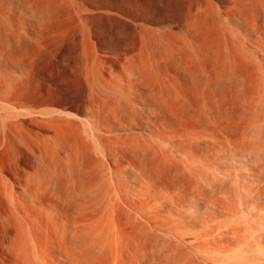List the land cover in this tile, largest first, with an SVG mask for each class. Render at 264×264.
<instances>
[{"label": "rangeland", "instance_id": "1", "mask_svg": "<svg viewBox=\"0 0 264 264\" xmlns=\"http://www.w3.org/2000/svg\"><path fill=\"white\" fill-rule=\"evenodd\" d=\"M0 3H1L0 4V101H1L0 102V264H9V263L10 264H16L15 258L11 257L12 254H11V247H10V246H12L11 244H13L15 241L17 243V240H15V239H19L18 241L20 243H17V244H19L18 245L19 250H21L20 249L21 243H23V244L25 242L27 243V244L25 243L24 245L22 244L23 245V249H22L23 252L21 250L20 254L23 253V255H24V252H26V251H28V253H29L28 249L30 247H31L30 248L31 250L29 253V257H30V254L33 253L34 251L37 252V254H38V252L42 251V249L40 250V247L38 248V246H37V249H36V246L34 245V243L36 242V237H39V235H40V231L37 230L38 227H34L35 229L32 230L33 228L28 227L29 224H27L28 222L26 220H28V216H30L32 214V212L36 213V211H37V210H35V209H37V207L34 206L35 204L33 202H31L32 198H33L32 196L35 192L34 189H37L39 185L44 186L43 182H44V184H48L50 182V187L47 188V192L45 191L46 192L45 195L48 197L47 194H48V192H50V190H51L50 188H52L54 186L52 184H55L54 182L58 181L60 174H61V176H62V173L64 175V173H65L64 170H65L66 166H67V168L70 166L68 163V162H70L69 161V153L67 152L69 150L67 148L65 149L63 147L62 148L59 147L57 144L58 141L56 142V139L54 141V138H56L55 135L57 133V132H55V130L56 131H57V129H58V131L62 130V129H65L67 131L69 130L68 132H66L65 130L64 131L66 134H68L70 132L71 135L75 134V132H76V133H78L79 136L81 135V137H84V139L82 138L83 139L82 142L84 144H86L85 142H87V144L92 145L93 148L95 146L93 144V143H95V140L97 142L96 145H98L96 147L97 149L100 147H103V148L108 147V142H105V143H107V146H106V144H104V141L106 140L105 137H107L105 130H107V128H108V126H106V125H110V123L112 122V117L109 114L110 116L107 119L105 118L104 121H102V119H104L103 117H107V116H103V114H100V113H98L97 110H94L95 109L94 107L91 108V107H89V105H87V104H90L89 103V101H90L89 97L90 96H88V95L91 92H93V90H94V91H97L101 94H104L105 96H108V94H109L108 97H111V98L113 96L112 95L110 96V94H113L114 95L113 98L116 100L117 97H115V96L117 93L116 91L118 89L114 88L115 89L114 90V89H112V87L113 86L115 87V86H117V84L118 85H120V84L116 83L117 82V81H115L116 78L115 79L113 78V82L115 81V83H113V85L111 83L112 86H109L108 82H107L108 84L106 83V85H105V83L98 82V80H95L93 85L90 86L89 84L85 83V80H84L85 79L84 75L86 74L85 70H89V72L94 71L95 73H97L98 71H99V73L102 72V74L104 76H106L105 77L106 81L109 80L111 74H113V73H114V75L116 74L115 71L116 72L122 71L121 72L122 76L125 75L127 73V72H125L126 69L130 71L131 67L127 66L128 65L127 63H125V64H127V65H125L123 62L126 61V58H128L129 56H131L130 58H133V56L137 53V50L131 49L130 51H127V52H119L118 64H115L113 59H116L115 57H116L117 51H116V49L111 48L112 42L113 43L119 42V43H123V44L127 43L128 45H132L134 43L137 44V42L135 40V36L133 34V30H134V27L132 26L133 23H136L138 25H141L145 28H149V29L154 30V31L158 30L157 32H162V33L166 32L167 29H164V28H165V25H168V22L170 21V19H169L170 11H173V13H175V14H183V13L187 12L188 10H194L196 7H201V8H205V7L210 8L211 7V9L214 10V11H211V13L215 15V17H214L215 18V67H214L215 69L214 70H215V76H216L215 79H217V81L215 80V83H214V80L212 78L213 76L209 77L210 74L207 75V72L205 71L207 69H210L207 66L209 63L208 62L206 63V61L204 64H207L205 66H207L208 68L205 67V70L202 69L203 72L198 71L196 73V75H194L195 74L194 72L196 71V69L194 68L195 70L193 71V68H190V64L193 66V63H192L193 62V56H192V61H191V54L192 53L190 51H188V49H185V48H184L185 50H183L181 52V50L183 49V47L185 45L184 46L182 45L181 46L182 48L179 47V51H180L179 53L178 52L172 53V58H174L175 60L177 59L176 62L181 63L185 67L183 69H182V65L179 63H176L174 59L171 60V62L174 60L173 64H171L170 61L164 62L161 60H159V63H156L158 61V59H157V57H154L155 55L153 54V51H152V44H145L144 45L145 50H143V52L147 51V53H148L147 55H148L149 60L154 55L153 56L154 59L152 58L150 60V61H152V60H154V61L149 63V65H151L152 69H148L150 67V66H148L147 71H150V72L154 71L155 75L153 73H150L151 76L153 77V75H154V76L158 77L160 80H162V82L164 81L163 83L165 86L168 85L165 83L168 81V78L165 77L166 73L170 72L169 73L171 75L170 78L172 79L173 75H175L177 73V71L175 72V74L173 72L175 70L180 71V69H182L183 71L178 72L177 76L176 75L174 76V77H177L176 79L175 78L172 79V81L175 80V81H173L174 85L178 84V85H176L177 87L182 85L181 89L188 87L187 89L185 88V90L183 89L184 91H186V93H190L189 89L192 86L191 87L192 88V90H191L192 94H193L195 88L197 89L199 86L202 88V85L204 86L201 89L202 90L201 93H200L201 90L199 88L197 89V91L196 90L195 91L198 94V96L199 97L202 96L203 99H205V98L207 99V97H210L208 100H206V99H205L206 101L204 100L207 104L204 103V101L201 104L200 102H201L202 98L201 97L197 98L196 97L197 95L195 92H194V94H195L194 97L196 98V101L199 104V108L201 109L203 106L204 109L202 108V110H204L206 115L210 114L212 111L213 112L215 111L214 113L213 112L211 113V115L213 114V116H211V115H209L208 117L206 116V118L208 119V122H212V120L210 121L209 118L216 117L215 118V131H213V129H212V130H209L208 132H206V134L208 133L207 134L208 136L209 135L213 136L215 134L214 135L215 136V149L214 150H215V153H217V154H215V158H213V159L209 158V160L211 162L206 157H204V158L203 157H196V160H200V162H198L199 165L196 164V168H198L197 172L198 173H200V172L204 173V174H202V176H201V173L200 174L196 173L195 174L196 176H194L195 172L190 171V176H189L190 178L188 176H185L184 180H182V178H178V179H175V181H174V179H173V181H171L170 178H166L163 180L164 182L161 181L162 183L152 181L151 185L150 184L147 185V188L149 186L150 190H147L146 185L144 186L145 188L142 189L143 192L140 190L141 194L145 192V194H144L145 196H141V197H142V200L144 199L146 201V204H148L145 211L147 213H152L151 215L160 216L161 221H163L164 223H168V224H165L166 226L165 225L164 226L165 227L170 226L169 229L170 228L173 229V233L176 236L175 239L172 238L171 236H169L171 241L170 240L166 241L165 239H167L168 236L162 238V236L159 237L156 233L155 234L153 233L152 234L153 237H152V235H150L151 240L150 239L149 240H150V244L152 246L150 248V244H149V248L152 249L151 251H153L152 256L153 257L155 256L154 259L155 258L156 259L161 258V256H160L161 254H162L163 259L166 258V259H164V261L162 260L163 264H165V262H166V264H169V262L171 264H172V262H173V264H178V263L179 264H188V263L189 264H212V263L213 264H234V263L238 264V262L236 260H238L239 256L241 258H243V262L246 261L245 260L246 257L248 258V259L246 258L248 261H246L244 263L241 262V260H242L241 258H240L241 259L240 261L238 260L239 262H241L243 264H247V263L248 264H252V263L254 264V262H255V264H257L258 261L259 262L262 261L263 258H261V257H264V251H262L263 254L261 255L260 254L261 251L258 250L260 253H257L256 250L258 249L257 247H258L259 242H260L259 243L260 245L261 244L263 245V246L261 245V248L264 247V244H263L264 240H263V242L258 241L259 239L257 236L260 235V233L256 234L255 230L258 226L260 219H262L264 216V199H263V197H264V186H263L264 185V162H263L264 156H262V155H264L262 153V152H264V150H263L264 149L263 148L264 147V145H263L264 144V142H263L264 141V139H263V137H264L263 136L264 135V133H263L264 132V125H263L264 124V122H263L264 121V0H19V1L18 0H0ZM133 19H134V21H133ZM157 22H160V23L156 24ZM172 22L173 23H171L170 30H172L173 33L178 34V32L179 33L184 32L183 22L180 21L181 24H180V22H176V25L174 23L175 21H172ZM175 39H172V40H175ZM178 39H176V40H178ZM181 40L182 39L180 38L178 40L179 42L177 41L178 43L176 41H171V45L174 46V47L173 46L172 47L173 48H175L176 46L178 47V44H180V43L182 44V42L186 43V41H187L186 44H188L189 40L186 39V40H183L182 42H180ZM173 42H175V43H173ZM149 49H151V50H149ZM151 53H152V55L150 56ZM143 54H145V53H143ZM179 54H181V57ZM178 55H179V57L176 58V56H178ZM186 55H187V57L185 58ZM183 56H184V59H182ZM188 56H190V57H188ZM223 57L227 60H225ZM189 60L191 61L190 64H188V62H190ZM100 61H101V63H100ZM90 62H92V63H90ZM102 62H104V63H102ZM153 62H155V63H153ZM165 63H167V64L164 65ZM152 64L155 65L156 67H154ZM161 64H163V66H160ZM231 64L233 66H231ZM119 65L121 67H119ZM122 65L124 67H122ZM164 66H165L166 70H165V68H163ZM193 67H195V66H193ZM122 68H124L125 71ZM156 68H158V69H156ZM170 68H171V70H170ZM178 68H180V69H178ZM163 69H164V71H163ZM185 69H188L187 71H192L193 73L189 72V75H188V73H186L187 71H185ZM190 69H192V70H190ZM157 70H158V72H157ZM223 70L225 72L224 76L222 75L224 73ZM164 72H165V74H164ZM80 73L82 74V76L80 75ZM128 73L126 75H128ZM162 73H163V75H162ZM180 73H182V74H180ZM198 73H200V74L202 73L201 74L202 76ZM118 74H120V73L118 72ZM186 74L189 77L193 74L192 79L191 80L187 79L188 77L183 79V76L186 77ZM204 74L206 76V80H204L203 81L204 83H203L200 79H203L205 77ZM218 74L220 77L218 76ZM160 75H162V77H160ZM181 75H183V76H181ZM226 75L231 76L233 79L231 77H227ZM178 76L182 77L181 78V79H183L182 81L186 80V83L181 82L180 81L181 79ZM221 76L224 77V79ZM80 77L82 78L83 81L81 80ZM125 77L127 78V76H123L122 79L124 78V80H126ZM207 77H209V79H207ZM238 77L241 79H239ZM195 78H196V80H194ZM226 78H228V79H226ZM171 79L169 82H171ZM178 79H180L179 81L181 83L178 82ZM230 79L232 81H230ZM124 80H121V82H122V83L120 82L121 86H117L119 88V91H120L121 87L124 88L126 86L125 83L123 82ZM188 80H189V82H188ZM208 80H209V82H208ZM210 80H213V81L211 82ZM235 80H237V81H235ZM190 81H191L192 85H191ZM200 81L202 82L201 84H200ZM238 81H239V83H238ZM175 82H178V83H175ZM193 82H194V84H193ZM183 83H185V84H183ZM210 83H212L211 86H209ZM218 83H220L221 85ZM170 85L172 88L171 89L172 93H173V90L175 91V89H178L177 87L175 88L174 85L172 86V82L167 87H169ZM193 85L195 87H193ZM197 85H199V86H197ZM212 85H214V87H216L215 85H218V86L216 88H214V87H212ZM239 86H241L240 89H239ZM102 88H103V90H102ZM106 88H107V90H106ZM205 88L206 89L208 88V89L206 90ZM211 88H213L214 90L212 91ZM236 88H238L237 92H236ZM169 89H170V87H169ZM125 90L127 91L126 87H125ZM125 90H124V92H125ZM87 91H89V92H87ZM113 91H115V94ZM141 92H143L145 94L147 93V91H145L144 89L141 90ZM232 92H233V94H232ZM251 93H253L252 94L253 96L251 95ZM208 94L209 95L211 94V96H209ZM254 94H255V96H254ZM222 97L223 98L227 97V98L223 99ZM238 97H240V99H242V100L238 99ZM250 98H252V100H249ZM254 98L256 101H254ZM258 98H259V101L257 102ZM221 99H223V101ZM232 99L234 100V102H232L233 101ZM246 99H247V101H246ZM210 100L214 102V103L213 102L212 103L215 104V107L212 105V103H210ZM238 100H239V102H237ZM245 101L247 103H245ZM240 102H242V103L240 104ZM248 102H250V103H248ZM255 102H257V103H255ZM208 103H210V104L208 105ZM200 104L202 105L201 107H200ZM204 104H206L205 105L206 109L204 107ZM219 104H220V106H219ZM238 104H239V106H238ZM255 105H256V107H255ZM139 106L140 105H137L135 107L136 110L138 108V111L143 109L142 106H140V107ZM208 107H209L210 111L207 109ZM220 107H221V109H220ZM222 107H223V109L225 107V109L222 110ZM90 108L93 109V111L90 110ZM247 108H248V113H247ZM25 109H27V111H25ZM241 109H242V111H241ZM250 109L252 112L250 111ZM252 109H254V110H252ZM21 110H23V111H21ZM196 110H197V108H196ZM230 110H232V111H230ZM86 111H88L87 114H86ZM90 111H91V114H90ZM26 112H28L29 114L31 112L32 116ZM37 112L41 113V115H43V116L38 115ZM237 112L239 115L237 114ZM241 112L243 115L241 114ZM50 113H53V114H50ZM64 113H67L70 116L67 117L68 115L67 114L63 115ZM73 114L76 115L77 118L73 117ZM99 114L101 116H103L101 120L100 119L98 120V118H101V117H98V116H100ZM214 114H216L217 116ZM222 115H224V116H222ZM247 115H248L249 120L246 119ZM86 116H88L87 119H86ZM238 116H241V117H238ZM223 117L224 118L226 117L227 120L224 119ZM80 118H82V120ZM233 118L234 119L237 118V120H235L236 122H238L239 118H240V120L236 124V122L234 121ZM223 119L229 123L223 121ZM216 120H217V122H216ZM232 120H233V123L230 122ZM256 120L258 121V124H259V125L255 124L258 126L257 127L258 133H257V128L254 126V123H257ZM80 121H81V123H80ZM105 121H107V123H109V122L110 123L107 124ZM241 121H243V122H241ZM246 121H248V122L246 123ZM249 121H250V123L252 121L253 125L249 124ZM253 121H255V122H253ZM259 121L260 122L262 121L261 122L262 124ZM49 122H50V124H49ZM86 122H88V123L92 122V124H90V123L88 124L89 128H88V126L86 128V125H87ZM94 122H95V124H94ZM104 122H105V124H104ZM244 122H245V124H242ZM83 123H85V124H83ZM223 123H225V126H223L224 125ZM48 124L50 125V127ZM74 124H75V126H74ZM207 124L209 125V123H207ZM211 124L209 125L210 129L213 126V124H212V126H211ZM226 124H228V125L231 124L229 127H232L231 128L232 130L230 128L228 129V125L226 126ZM99 125H101V126H99ZM251 125L253 126L252 127L253 129H251V128L249 129V127ZM104 126H105V128H104ZM219 126H220V128H219ZM54 127L56 129H51ZM73 127L74 128L76 127V128L73 129ZM241 127L243 129H241ZM244 128L247 131L244 130ZM260 128H261V130L259 131ZM97 129L101 133L98 132ZM216 129H218V130H216ZM238 129H241L242 131H244V133L245 132L246 133L244 134L243 132H241V130H238ZM248 129L250 131L252 130L255 134L253 132L249 133L250 131ZM78 130H79V132H81V134L78 132ZM229 130H231V131L229 132ZM71 131H73V132H71ZM90 131H91V133H90ZM210 131H211V134H210ZM85 132H88V134ZM238 132H241V134L243 133L242 136ZM89 133H90L91 137L88 136ZM229 133H231L232 135ZM104 134H106V135H104ZM238 134H240V135H238ZM250 134H254V135H250ZM256 134L258 136H256ZM47 135H49L50 137ZM71 135L69 134L70 139H71ZM53 136H55V137H53ZM85 136H87L88 138H86ZM254 136L256 137V139L254 138ZM47 137H49V138H47ZM93 137H94V142H91ZM251 137L254 138V140H256L257 142L254 140L251 141V139H252ZM89 138L91 140H89ZM102 138L104 141L100 145V143L102 142L101 141ZM237 138L243 142L239 141ZM247 138L249 141H247ZM260 138H262V141ZM41 139H43V141L45 143ZM70 139H69V141H70ZM233 139H235V140H233ZM208 141H209V139H208ZM51 142H53V143H51ZM239 142H241V143H239ZM252 143H253V146L251 145ZM87 144H86V146H87ZM235 144L238 146V149H237V146ZM238 144H240V145H238ZM46 145H48V146H46ZM90 145H89V148H92ZM243 145L246 147V148L244 147L245 149L243 148ZM162 146L163 145H161L160 147L157 146L159 148H157V147L156 148L159 151L164 150L163 151L164 153L163 152L162 153L165 154V152H166V155H165L166 157H168V156L172 157L173 152H171L170 148H168L169 146L165 147V145H164L163 148H161ZM219 146H220V149H219ZM224 146H225V148H224ZM258 146H261V148L259 147V149H258ZM248 147H250V148H248ZM254 147L255 148L257 147V149L255 150ZM59 148L62 149V150L60 149L61 152H60ZM96 148H95V150H96ZM251 148H254V149H252V151L254 153L251 152ZM168 149H169L171 154L169 153V151L168 152L166 151ZM239 149H241V150H239ZM179 150L181 152L184 151L182 148ZM221 150H223V151H221ZM98 151H99V149H98ZM248 151H250L251 153ZM89 152H91V154L89 153V155H91V156H89V162L90 163H93L92 162L93 159L96 160V159L100 158L99 154H98V156H96L97 152L93 151L95 154V157L92 156L93 155L92 151H89ZM240 152H243V154H241ZM36 153L39 155H37ZM244 153H245V155H244ZM45 154H46V156H45ZM47 154H48V156H47ZM49 154H50V156H49ZM55 154L58 156H56ZM63 154H67L68 156L63 155ZM239 154H241V156ZM254 154H256V157ZM260 154H262L261 155L262 157L260 156ZM178 155L174 154L173 155L174 157L172 159L170 157L167 159H170V161H175L174 162L175 164L177 161L176 165L178 167L179 166L183 167V165L181 163H183L182 161L185 159L183 157L181 158L180 155H179L180 156V158H179ZM176 156H178V157H176ZM234 156L236 158H239V159L234 158ZM42 157H44V158H42ZM241 157H244L246 159L241 158ZM58 158H59V160H58ZM60 158L62 159V162L65 159H67V160H65V162L62 163ZM90 158H91V161H90ZM223 158H225V159L222 160ZM201 161H203L202 162L203 164L201 163ZM89 162H88V164H89L90 169H91V166L95 163V161L92 165H90ZM97 162L98 161H96V164H97ZM252 162H253V164H252ZM96 164L93 167L99 168L100 164L98 166ZM86 165H83L81 167V171H83V173H85V171H86L85 168L89 167L88 165L87 166ZM105 165L108 169H110V166L108 163L105 162ZM215 165H216V167H214ZM54 166H55V168H57V167L59 168L60 174L57 173L58 168L56 170H55V168H51ZM106 167H105V169H103L104 168L103 163H102V168L100 165L102 172H105V173H103L104 176H102V174H100V175L104 178L107 177V178L102 179V180H104L106 183L105 189L108 187V189H106L108 192L106 190L105 191L109 195H107L106 192L104 193V194H106L105 195L106 197L101 202V204L99 203V206L103 210V207H105L103 205V203H104V201H107L106 205H108L110 203L109 209L111 210V208H112L113 210H115L114 207H115V204L117 203V201L119 200V197H118L117 190L115 189L116 186L114 187V185L116 184L117 180H119V181L121 180V182H117V185L120 186V184H121V187L124 185L123 188H126L127 186L130 187V183H128V185H127L126 182H129V181L125 177H124V179H125V183H124V181L122 180L123 178L120 176V173L122 171H119V173L115 172L116 175L118 173V175L116 176V175H112L108 171L106 172V170H107ZM50 168H51V170L52 169L53 170L52 171L49 170ZM62 168H63V170H62ZM100 168H99V171H100ZM205 168L208 169V171ZM214 168L215 169L217 168V169L215 170ZM260 168H263V169H260ZM90 169L87 170L86 172L88 173L90 171ZM97 169L95 168V170H97ZM48 170H49V173H48ZM69 170H70V168H68V170L66 169V172L69 173ZM91 170H93V169H91ZM103 170H105V171H103ZM30 171H31V173H30ZM99 171L97 170L96 173L98 174ZM209 171L211 173H208ZM24 172H26L28 174H26ZM91 172L92 171H90L88 174L90 176L94 177L95 173L92 174ZM223 172H224V174H223ZM107 173H109V174H107ZM57 174H59V175H57ZM65 174H67V173H65ZM187 174H189V171ZM192 174H193V177H192ZM197 174H198V176H200L199 179H201V180H197V178H198ZM205 174H206V176H205ZM108 175H110V176H108ZM26 176H27V179H26ZM112 176H115L114 179H116V177L118 178V176H120L121 179L118 178L116 181H114ZM209 176L214 180H211V178H209ZM54 177L57 180L54 179ZM62 177H65V176H62ZM66 177L68 179L64 178L65 182H67L70 179L69 178L70 173L68 175H66ZM98 177L99 176H97L95 178H98ZM186 177H188L189 179H187ZM191 177H192V179H191ZM194 177H196V178H194ZM52 178H53V180H52ZM108 179H110V182L108 181ZM186 179L189 181L188 184H187ZM202 179H203V181H205V183L202 182ZM221 179L224 180L225 182L221 181ZM41 180L43 182H41ZM215 180H218V182L217 181L215 182ZM64 181H62V183H64ZM98 181H100V180H98ZM236 181H237V183H236ZM170 182H173V183H170ZM253 183H254V185L257 184V186L254 187ZM258 183H260L259 184L260 186L258 185ZM110 184L113 187L110 186ZM213 184H215V186H213ZM35 185H36V188H35ZM48 185H47V187H48ZM42 186H41V188L46 189V187L44 188ZM184 187H185V189H184ZM192 187H194L195 189H196V187H199V188H197V190H199V191L195 190L197 192L196 193L194 191V188H192ZM202 187L204 190L201 189ZM226 188H228V189H226ZM241 188H243V189H241ZM48 189H50V190H48ZM69 190H70V188H69ZM113 190L116 193V194L114 193L116 198L114 195L110 194L111 191H113ZM234 190L238 191V193L237 192L236 193L239 195H237L234 192ZM243 190L245 192H246V190H248V192L244 193ZM71 191H72V189H71ZM75 191L76 190L73 191L75 196L77 195L76 196L77 199H75L76 200L75 204L82 205V203H80L81 200H80V197L78 195V192L76 191V193H77L76 194ZM225 191L227 193H224ZM232 191L234 193H232ZM198 192H200V193H198ZM207 192H208V195H207ZM209 193H210V195H209ZM221 193L223 194V196ZM49 194H50V196L52 195L51 193H49ZM242 194H243V196H242ZM110 195H111V197L114 196L113 201L111 200L112 198L110 197ZM205 195H207V196H205ZM235 195L239 198H237ZM50 196L48 197L50 199V202H52L53 200H54V202L49 203V204H51V206L56 204V205H54V206H56V211L53 213L51 210L49 211V209L47 207H45L43 209L45 211H41V212H43L44 214L53 213L55 215L57 213L60 214L61 212H64L62 210H59V209H61V207L58 206L57 202L55 203V199L52 200V198L54 196L52 198ZM191 197H192V199H191ZM209 197H211V198L213 197L214 199H211V201H210ZM222 197L224 198V200ZM232 197L236 198V199L235 198L234 199L236 200V202H239L238 203L239 205L235 202V200H233ZM242 198L244 201H242ZM248 198H249V200H248ZM59 199L64 201V198H62V197H59ZM16 200H17V203H16ZM108 200H109V203H108ZM212 200L214 203L212 202ZM238 200H240V201H238ZM211 202L214 204V208H213V211H211L212 212L211 214L205 215L204 214L205 211L200 212V211H196L195 209H193V206L196 203H199V205L201 206L203 204H210ZM111 204H112V207H111ZM19 205L21 208L18 207ZM77 205L72 206V208L74 207V209H72L73 213L78 212V211H76L78 209ZM223 206H224V208H223ZM29 207L31 210H33L35 208L34 209L35 211H30ZM75 207H77L76 210H75ZM108 207H106V209H104L105 211L103 210V212L106 213L108 211L107 210ZM57 209L59 210V212L57 211ZM11 210H13V212ZM209 211L210 210H207L206 212H209ZM108 212H111V211H108ZM197 212L199 213V216H198ZM28 213H29V215H25ZM192 213H193V215H191ZM10 214L12 215L13 218H11ZM61 214H63V213H61ZM5 216H7V217L9 216V217L6 218ZM17 216L21 219L19 220V218H15ZM191 216H193V217H191ZM24 217H27V218H24ZM257 217H259V218H257ZM252 218L254 219L253 222H251L253 220ZM9 219H10V221H9ZM257 219H258V221H257ZM8 221H9V223H8ZM240 221H241V223H240ZM11 223H14V224H11ZM24 223H25V225H24ZM253 223H256L257 225L253 224ZM252 225H254L255 227ZM25 226L27 227V229L25 228ZM19 227H22V230ZM25 229H26V232H25ZM17 230L18 231L20 230V231L17 232ZM14 231H15V234H14ZM34 231H36V232H34ZM232 231H234V232H232ZM38 232H39L38 236L34 235V234H37ZM16 233H18V234L22 233V234H19L20 235L19 236ZM25 233L28 236L25 235ZM183 233L185 235H183ZM201 233H202V235H201ZM244 233L246 234L245 236L243 235ZM248 233H249L248 236L251 238L253 235H255L256 237L253 236L255 239L254 238H252V239L248 238V236H247ZM250 233L252 236L250 235ZM232 234H233V236H232ZM21 235L23 237L26 236V238H23ZM225 236H227L228 239ZM234 236L235 237L238 236V237H236L237 239L233 238ZM8 237H9V239H8ZM10 237H12V239ZM154 237H156V238H154ZM157 237L159 239H157ZM169 237H168V239H169ZM204 237L207 239H205ZM229 237L231 239H229ZM242 237H246V238H242ZM33 238H34L35 242L33 241ZM39 238H41V237H39ZM26 239H27V241H26ZM176 239H178V240H176ZM188 239H190V240H188ZM234 239H235V241H233ZM23 240H24V242H23ZM245 240L247 241L246 243H244ZM29 241H31L32 243ZM168 241L172 246L168 243ZM240 241H241V243L243 242L244 245L241 244ZM254 242H256L257 247H256V244ZM178 243H180V244L176 245ZM253 243H254V245H253ZM161 244H162V247H160ZM237 244H240V245H238L239 246L238 249H240V250H237ZM156 245H157V247H156ZM183 245H184V247H183ZM225 246H227V247H225ZM241 246H243V247H241ZM249 246L252 249H250ZM251 246H253V247H251ZM26 247H27V249H26ZM4 248H6V250ZM21 248H22V246H21ZM32 248H34V251H32L33 250ZM172 248L174 249V251ZM197 248H198V250H197ZM208 248L210 250H208ZM247 248L250 250H248ZM253 248H255L256 250L255 249L253 250ZM261 248H259V249H261ZM168 249H171V250H168ZM231 249H233V250H231ZM234 249L237 250L238 252L235 251ZM7 250H9L10 252ZM37 250H40V251H37ZM157 250H159V251H157ZM177 250H178V253H177ZM181 250H182V252H181ZM252 250L255 251V253ZM261 250H264V248H262ZM167 251H170L171 254L168 252V254H166V257H165V253H167ZM190 251L192 252L193 256H191ZM233 251L238 253V254H236L237 256L239 254H242V255H239L237 257V256H235V254H233ZM241 251H243V252L245 251L246 253L243 255V252H241ZM195 253L196 254L198 253L199 255L198 254L197 255L199 257ZM157 254L159 257H157ZM224 254H226V255H224ZM252 254H254V255H252ZM256 254L257 255L260 254L261 256L259 255V257H258ZM38 255H39V257L41 256L40 258L43 260L47 256L43 253H41V255L39 253ZM178 255H179V257H178ZM43 256H45V257L43 258ZM233 256L235 259L237 257V259L236 260L233 259ZM256 256L258 257L259 260H257ZM32 257H33V260L36 261L34 256H32V254H31V258ZM170 257H172V258H170ZM169 258L171 261L173 259V261L171 262L169 260ZM183 258H184V260H183ZM190 258H191V260H190ZM193 258H195L196 260L195 259L193 260ZM19 259L22 260L21 257ZM24 259H26V258H24V256H23V260ZM185 259H187V260H185ZM254 259H255V261H254ZM21 260H19V261L21 262ZM30 260H32V259H30ZM209 260H211V261L209 262ZM26 261L28 263V260H26ZM34 261L32 263L35 264L36 262H34ZM51 261H52L51 262L52 264H57L55 262V259L51 260ZM183 261H185V262H183ZM193 261L194 262L198 261V262L194 263ZM23 262L26 263L25 260ZM258 264H263V263L261 262Z\"/></svg>", "mask_w": 264, "mask_h": 264}, {"label": "bare ground", "instance_id": "2", "mask_svg": "<svg viewBox=\"0 0 264 264\" xmlns=\"http://www.w3.org/2000/svg\"><path fill=\"white\" fill-rule=\"evenodd\" d=\"M19 1V0H18ZM24 2V1H23ZM18 3V2H17ZM1 4V3H0ZM20 4V3H19ZM210 4V3H209ZM212 4V3H211ZM3 5V4H2ZM23 5V4H22ZM5 6V5H4ZM214 9V8H213ZM211 11H214L208 7H205V8H201V7H196L194 10H188L187 12L183 13V14H175L173 13V11H170V14H169V19L170 21L168 22V25H165V28L164 29H167L166 32H157L156 30H151L149 28H145L141 25H138L136 23H133V27H134V30H133V34L135 36V40L137 42L132 44V45H128L127 43L123 44V43H119V42H112L111 44V48H114L116 49L117 53H116V59H113L115 64H118V55H119V52H127V51H130L131 49H134V50H137V53L133 56V58H130L131 56H129L128 58H126V61H124L123 63H127L125 65L127 66H130V71L124 68V71L125 72H129L128 75H123V76H127L126 80H124V78L122 79V74L120 71H115V75L114 73L110 75V78L108 81H106L105 77L102 72L99 73V71L97 73H95L94 71L92 72H89V70H85L86 71V74L84 75L85 77V83L89 84L90 86L93 85L94 81L95 80H98V82H103L106 83L109 85V86H112L113 83H115V81H117L116 83H119L120 85L117 84V86H121V80H124L123 82L125 83V87L127 89V91L125 90V87H121L120 88V91H119V88L117 86H113L112 89H118L116 92V100L113 98L114 95L113 94H110V96L112 95L113 97H108V96H105L104 94H101L97 91H94L91 92L88 96L90 101L89 103L90 104H87L89 105V107L91 108H95L94 110H97L98 113L100 114H103V116H107V117H103L101 116H98V117H101V118H98V120L102 119V117L104 119H102V121L105 120V118L107 119L110 115L112 117V122L110 123V125H106L108 126L107 130H105L104 132L107 134V137L106 140L104 141L103 138H102V142L100 143V145L103 143L104 141V144H106L107 146V143L105 142H108V147H100L98 149L96 148L98 145L96 140H95V143H93L94 145V148L92 147V145L90 144H87V142H85L87 144H84L82 142V140L84 139V137H81V135L79 136L78 133L75 132V134L71 135V133L69 132L68 134L65 133L68 132L67 130L65 129H62V130H59L57 129V131L55 130L56 133V138H54V141L56 139V142L58 141V146L59 147H63V148H67L69 151H67L69 153V167L70 170H69V173H70V179L65 182L64 178L68 179L66 177V175H68L69 173L66 172V169L68 170L67 166L64 170L65 174L63 175L62 173V176H65V177H62L61 174H60V171H59V166L57 167L58 168V172L60 174L59 178H58V181L57 182H54L55 184H52L54 185L52 188L48 189L50 190V192H48V197L50 196L49 193H51L52 195L50 196L53 199H55V203L57 202L58 203V206L61 207V209L59 210H62L64 212H61L63 214H53L55 211H56V204L52 205L49 204V203H52L54 202V200L52 202H50V199L45 195V193L47 192V188L50 187V182L48 184H44V182L41 180V182H43V185L42 187H46V189H43L41 188V186L37 189H34V194H33V198H32V201L37 207V209H34L37 210L36 213L32 212V214L30 216H28V220H26L29 224L28 227H31L33 228L32 230H34L35 228L34 227H38L37 230L40 231V235L39 237H36V242L34 241V238H33V241L35 242L34 245L36 246V249H37V246L38 248L40 247V250L42 249L41 252H38V254L40 253H43L45 255H47L46 257L43 256V258L45 257V259H41L39 257V255L37 254V252L34 251V248H32L34 251L32 254V256H34L35 260H33V257L31 258V254H30V257H29V253H30V248L28 249L29 250V253L28 251L24 252V255L23 253H21V250L23 249V245L26 243H21L20 244V249L19 250V244L17 243H20L18 240L19 239H15L17 240V243L16 241L11 244L12 246L11 247V254L12 256L11 257H14L15 258V261H16V264H34L32 263L33 261L36 262L35 264H52L51 260H54L55 259V262L57 264H163V261L164 259L166 258H162V254L160 255L161 258H155L152 256V253L153 251H151L152 249L151 248V244H150V235H152L153 233L157 234L159 237L162 236L163 237H169L171 236L172 238H176V236L174 235L173 233V229H169L170 226L168 227H165L166 225L165 224H168V223H164L163 221H161L160 219V216L158 215H151L152 213H147L145 211L146 207L148 204H146V201L143 199L142 200V197L141 196H145V192L144 193H140V190L142 191L143 188H145L144 186L146 185V188H147V185H151L152 181H155V182H158L160 183L161 181H163L164 179L166 178H170L171 181H175V179H178V178H182V180H184L185 176H190V171L192 172H195L194 173V176H196L195 174L198 173L197 172V169L196 168V164L199 165L198 162H200V160H196V157H206L208 158H215V134L213 136H208L206 134V132H208L209 130H212L215 131V118L216 117H213V118H209L210 121L212 120V122H208V119L206 118V116L208 117L209 115H211V112L210 114H205L204 110H202L203 106L201 105L203 103V101L206 99H203L202 96H200L202 98L201 100V104H200V107L202 106V108L200 109L199 108V104L198 102L196 101V98L194 97L195 94L194 92L196 93L197 89L199 88L200 90L204 87L202 85V88L199 86L197 89L195 88L193 94L191 93V90H192V86L190 87V93H186L185 88L181 89L182 85L181 86H176L174 85L173 80L172 79H176L177 77H174L175 75L177 76V73L178 72H181L183 71L182 69L185 68L181 63L179 62H176L177 59L175 60L174 58H172V53L174 52H180L179 51V47H181L182 45L184 46L183 49L181 50V52L185 49H188V51H190L192 54H191V61H192V56H193V67L190 63L188 62V64H190V68H193V71L196 69V71L194 72L196 75V73L198 71H202V69L205 70V67H209L210 69H207L205 70L207 72V75L210 74L209 77L213 76V80H214V83H215V80L217 81L216 76H215V15L211 13ZM214 15V16H213ZM134 21V19H133ZM172 21H175V25H176V22H183L184 24V32H178V34L176 33H173L172 30H170V27H171V23H173ZM180 22V24H181ZM160 22H157L156 24H159ZM181 28V27H180ZM182 31V30H181ZM182 39L180 42H182L183 40H189L188 41V44L187 41L186 43H183L182 44H178V47L176 48H173L174 46L171 45V41H178L176 39ZM172 39H175V40H172ZM179 42V41H178ZM177 42V43H178ZM175 43V42H173ZM172 43V44H173ZM145 44H152V51H153V55L154 57H157L158 61L156 63H159V60L161 61H164V62H171L172 59L175 60L176 63H179L182 65V69L179 70H175L173 73L175 74V72L177 71V73L175 75H173L172 79L170 78L171 75L167 72L165 77L168 78V81L165 82L166 84H171L172 82V86L174 85L175 88L177 87L178 89H175V91L173 90V93L171 92V85L169 87H167L168 85H164V81L162 82V80H160L158 77L154 76L155 75V72L152 71H147V68L148 66H150L148 69H152L151 68V65H149L150 62L154 61H150L152 58L154 59V57L152 56V58L149 60L148 59V53L147 51L143 52L144 49V45ZM154 45V46H153ZM176 45V44H175ZM180 45V46H179ZM150 46V45H149ZM148 46V47H149ZM173 46V47H172ZM182 48V47H181ZM185 48V49H184ZM151 50V49H149ZM134 52V51H133ZM149 52V51H148ZM145 53V54H143ZM187 53V52H186ZM188 54V53H187ZM190 54V53H189ZM145 55V56H144ZM152 55V53L150 54V56ZM176 55V54H175ZM180 57H181V54H179ZM176 56L177 57H179ZM187 57V55L185 56V58ZM190 57V56H188ZM124 58V57H123ZM130 58V59H129ZM224 58V57H223ZM128 59V60H127ZM184 59V56L183 58ZM188 59V58H187ZM186 59V60H187ZM225 59V58H224ZM99 60V59H98ZM102 60V59H101ZM173 60V61H174ZM227 60V59H225ZM231 60V59H230ZM149 61V62H148ZM173 61L171 62V64H173ZM179 61V60H178ZM206 61V63L208 62L209 64H204ZM240 61V60H239ZM93 62V61H92ZM90 62V63H92ZM121 62V61H120ZM163 62V63H164ZM226 62V61H225ZM241 62V61H240ZM84 63V62H83ZM101 63V61H100ZM104 63V62H102ZM122 63V62H121ZM120 63V64H121ZM122 63V64H123ZM155 63V62H153ZM228 63V62H227ZM167 63H165L164 65H166ZM229 64V63H228ZM246 64V63H245ZM85 65V64H84ZM153 65V64H152ZM185 65V64H184ZM207 65V66H205ZM108 66V65H107ZM106 66V67H107ZM154 67H156L155 65H153ZM160 66H163V64H161ZM173 66V65H172ZM177 66V65H176ZM175 66V67H176ZM186 66V65H185ZM189 66V65H188ZM231 66H233L231 64ZM85 67V66H84ZM102 67V66H101ZM109 67V66H108ZM119 67H121L119 65ZM122 67H124L122 65ZM167 67V66H166ZM207 67V68H208ZM229 67V66H228ZM239 67V66H238ZM128 68V67H127ZM161 68V67H160ZM165 68V66L163 67ZM168 68V67H167ZM195 68V69H194ZM225 68V67H224ZM232 68V67H231ZM89 69V68H88ZM97 69V68H96ZM111 69V68H110ZM158 69V68H156ZM155 70V69H154ZM166 70V68H165ZM168 70V69H167ZM171 70V68H170ZM169 70V71H170ZM188 69H185V71H187ZM192 70V69H190ZM226 70V69H225ZM229 70V69H228ZM84 71V70H83ZM84 71V72H85ZM160 71V70H159ZM164 71V69H163ZM227 71V70H226ZM232 71V70H231ZM94 72V73H93ZM118 72L120 74H118ZM158 72V70H157ZM162 72V71H161ZM172 72V71H171ZM189 72L191 73L192 71H187L186 73H188L189 75ZM224 72V70H223ZM150 73H153V77L151 76ZM193 73V72H192ZM205 73V72H204ZM220 73V72H219ZM233 73V72H232ZM108 74V73H107ZM165 74V72H164ZM168 74V75H167ZM172 74V73H171ZM182 74V73H180ZM200 74V73H198ZM202 74V73H201ZM200 74V75H201ZM206 74V73H205ZM204 74V76H205ZM225 72L222 74L224 76ZM230 74V73H229ZM80 75L82 76V74L80 73ZM163 75V73H162ZM162 75H160V77H162ZM179 75V74H178ZM193 75V74H192ZM187 76L186 74V77L183 76V79L187 78V79H192L193 76ZM217 75V74H216ZM202 76V75H201ZM219 76V74H218ZM227 77H231L229 75H226ZM108 77V76H107ZM180 77V76H178ZM196 77V76H195ZM209 77H207V79H209ZM220 77V76H219ZM222 77V76H221ZM234 77V76H233ZM236 77V76H235ZM81 78V77H80ZM113 78L115 79V81L113 82ZM171 79V82L170 79ZM182 77H180L181 79ZM218 78V77H217ZM224 79V77H222ZM221 78V79H222ZM232 78V77H231ZM239 78V77H238ZM237 78V79H238ZM79 79V78H78ZM165 79V78H164ZM178 79V82L181 83V82H185L186 83V80L185 81H182L183 79ZM211 79V78H210ZM220 79V78H219ZM228 79V78H226ZM233 79V78H232ZM241 79V78H239ZM243 79V78H242ZM80 80V79H79ZM82 80V78H81ZM181 82H180V81ZM196 80V78L194 79ZM199 80V79H198ZM202 82L204 80H206V76L203 78V79H200ZM213 80H210L211 82ZM83 81V80H82ZM200 81V84L202 83ZM230 81H232L230 79ZM237 81V80H235ZM121 82V83H120ZM178 82H175V83H178ZM189 82V80H188ZM187 82V83H188ZM197 82V81H196ZM206 82V81H205ZM209 82V80H208ZM207 82V83H208ZM222 82V81H221ZM112 83V85H111ZM123 83V84H124ZM183 83V84H185ZM191 83V81H190ZM199 83V82H198ZM197 83V84H198ZM204 83V82H203ZM239 83V81H238ZM255 83V82H254ZM189 84V83H188ZM194 84V82H193ZM212 83H210L209 86H211ZM220 84V83H218ZM116 85V84H115ZM180 85V84H179ZM187 85V84H186ZM190 85V84H189ZM188 85V86H189ZM192 85V83H191ZM221 85V84H220ZM232 85V84H231ZM237 85V84H236ZM241 85V84H240ZM97 86V85H96ZM208 86V87H209ZM216 87L218 85H215ZM249 86V85H248ZM253 86V85H252ZM105 87V86H104ZM193 87H195L193 85ZM212 87H214V85H212ZM214 87V88H216ZM241 86H239V89H240ZM246 87V86H245ZM90 88V87H89ZM188 88V87H187ZM186 88V89H187ZM221 88V87H220ZM225 88V87H224ZM114 89V90H115ZM145 90L147 91V93H143L141 92V90ZM206 89V88H205ZM208 89V88H207ZM206 89V90H207ZM230 89V88H229ZM235 89V88H234ZM233 89V90H234ZM103 90V88H102ZM107 90V88H106ZM125 90V92H124ZM211 90L213 91L214 89L211 88ZM222 90V89H221ZM238 88H236V92H237ZM90 91V90H89ZM87 91V92H89ZM228 91V90H227ZM256 91V90H255ZM114 94H115V91H113ZM202 92V90L200 91V93ZM240 92V91H239ZM199 93V94H200ZM209 93V92H208ZM241 93V92H240ZM257 93V92H256ZM87 94V93H86ZM213 94V93H212ZM233 94V92H232ZM253 93H251L252 95ZM261 94V93H260ZM107 95V94H106ZM196 97L198 98V94L196 93ZM202 95V94H201ZM209 95V94H208ZM229 95V94H228ZM257 95V94H256ZM205 96V95H204ZM211 96V94L209 95ZM225 96V95H224ZM232 96V95H231ZM236 96V95H235ZM253 96V95H252ZM255 96V94H254ZM199 97V98H200ZM241 97V96H240ZM240 97H238V99H240ZM261 97V96H260ZM210 97H207L206 100H208ZM223 98V97H222ZM227 98V97H226ZM226 98H223V99H226ZM88 99V98H87ZM223 99H221L223 101ZM205 100V101H206ZM215 100V99H214ZM220 100V99H219ZM233 100V99H232ZM236 100V99H235ZM242 100V99H240ZM249 100H252V98H250ZM204 101V103H206ZM221 101V102H222ZM247 101V99H246ZM245 101V103H247ZM254 101L255 98H254ZM259 101V98L257 100V102ZM1 102V101H0ZM209 102V101H208ZM213 101L210 100V103H212ZM227 102V101H226ZM234 102V100L232 101ZM239 102V100L237 101ZM255 102V103H257ZM5 103V102H4ZM3 103V104H4ZM208 103V105L210 104ZM214 103V102H213ZM212 105L215 107V104ZM242 102H240L241 104ZM244 103V102H243ZM250 103V102H248ZM207 104V103H206ZM206 104H204V107L206 109ZM252 104V103H251ZM261 104V103H260ZM137 105H140L143 107V109H139L140 111H138V108L136 110V106ZM254 105V104H253ZM139 106V107H140ZM220 106V104H219ZM239 106V104H238ZM247 106V105H246ZM244 107V106H243ZM242 107V108H243ZM256 107V105H255ZM93 111V109H91ZM197 108V110H196ZM199 108V109H198ZM235 108V107H234ZM237 108V107H236ZM262 108V107H261ZM16 109V108H15ZM204 109V108H203ZM209 110V107L207 108ZM211 109V108H210ZM214 109V108H213ZM221 109V107H220ZM225 109V107H224ZM223 107H222V110H224ZM240 109V108H239ZM255 109V108H254ZM252 109V110H254ZM207 110V111H208ZM215 110V109H214ZM219 110V109H218ZM245 110V109H244ZM257 110V109H256ZM17 111V110H16ZM19 111V110H18ZM23 111V110H21ZM25 111H27V109H25ZM89 111V110H88ZM88 111H86V114L88 113ZM210 111V110H209ZM208 111V112H209ZM232 111V110H230ZM240 111V110H239ZM242 111V109H241ZM251 111V109H250ZM215 112V111H214ZM213 112V113H214ZM224 112V111H223ZM252 112V111H251ZM250 112V113H251ZM256 112V111H255ZM28 113V112H26ZM44 113V112H43ZM58 113V112H57ZM63 113V112H62ZM94 113V112H93ZM92 113V114H93ZM221 113V112H220ZM233 113V112H232ZM247 113H248V108H247ZM258 113V112H257ZM29 114V113H28ZM38 115H41V113H38ZM50 114H53V113H50ZM67 113H64L63 115H65ZM90 114H91V111H90ZM105 114V115H104ZM108 114V115H107ZM110 114V115H109ZM238 114V112H237ZM242 114V112H241ZM253 114V113H252ZM31 112H30V114ZM34 115V114H33ZM58 115V114H57ZM68 115V114H67ZM216 115V114H214ZM225 115V114H224ZM222 115V116H224ZM233 115V114H232ZM239 115V114H238ZM243 115V114H242ZM257 115V114H256ZM28 116V115H27ZM43 116V115H41ZM70 115H68L67 117H69ZM90 116V115H89ZM213 116V114L211 115ZM210 116V117H211ZM217 116V115H216ZM230 116V115H229ZM66 117V116H65ZM73 117H76V115L73 114ZM88 116H86V119H87ZM227 117V116H226ZM226 117L224 119H226ZM232 117V116H231ZM236 117V116H235ZM238 117H241V116H238ZM77 118V117H76ZM221 118V117H220ZM250 118V117H249ZM253 118V117H252ZM251 118V119H252ZM62 119V118H61ZM65 119V118H64ZM82 120V118H80ZM90 119V118H89ZM225 122H227L226 120H224ZM234 119V118H233ZM244 119V118H243ZM246 119H248V115L246 117ZM57 120V119H56ZM63 120V119H62ZM231 120V119H230ZM237 120L234 119V121ZM240 118L238 119V122H239ZM242 120V119H241ZM249 120V119H248ZM253 120V119H252ZM258 120V119H257ZM256 120L257 123H254V126L257 128L258 126L255 125V124H258V121ZM49 121V120H48ZM219 121V120H218ZM229 121V120H228ZM43 122V121H42ZM45 122V121H44ZM72 122V121H71ZM75 122V121H74ZM107 123V121H105ZM104 122V124H105ZM217 122V120H216ZM233 123V120L230 121ZM236 122V121H235ZM236 122V124L238 123ZM243 122V121H241ZM248 121H246L247 123ZM255 122V121H253ZM260 122V121H259ZM262 122V121H261ZM260 122V123H261ZM264 122V121H263ZM53 123V122H52ZM56 123V122H55ZM60 123V122H59ZM64 123V122H63ZM81 123V121H80ZM87 125H86V128L88 126V122H86ZM102 123V122H101ZM100 123V124H101ZM107 123V124H109ZM209 123V125L211 124V129L209 127V125L207 124ZM229 123V122H227ZM50 124V122H49ZM48 124V125H49ZM61 124V123H60ZM85 124V123H83ZM92 124V122L90 123ZM95 124V122H94ZM97 124V123H96ZM218 124V123H217ZM224 124V125H223ZM222 125L225 126V123H223ZM242 124H245L242 123ZM249 124H252V121L250 123L249 121ZM262 124V123H261ZM64 125V124H63ZM78 125V124H77ZM76 125V126H77ZM103 125V124H102ZM228 124H226L227 126ZM231 125V124H230ZM230 125H228V129L232 128V127H229ZM253 125V124H252ZM250 126L249 129H253L252 127L253 126ZM259 125V124H258ZM264 125V124H263ZM75 126V124H74ZM79 126V125H78ZM97 126V125H96ZM95 126V127H96ZM101 126V125H99ZM242 126V125H241ZM248 126V125H247ZM46 127V126H45ZM48 127V126H47ZM50 127V125H49ZM48 127V128H49ZM56 127V126H55ZM51 128V129H56V128ZM64 127V126H63ZM92 127V126H91ZM90 127V128H91ZM214 127V128H213ZM235 127V126H234ZM240 127V126H239ZM246 127V126H245ZM76 128V127H75ZM73 127V129H75ZM78 128V127H77ZM85 128V127H84ZM83 128V129H84ZM89 128V126H88ZM101 128V127H100ZM103 128V127H102ZM105 128V126H104ZM220 128V126H219ZM218 128V129H219ZM226 128V127H225ZM248 128V127H247ZM255 128V129H256ZM69 129V128H68ZM82 129V130H83ZM94 129V128H93ZM96 129V128H95ZM216 129V130H218ZM227 129V130H228ZM241 129H243L241 127ZM241 129H238V130H241ZM248 129V130H249ZM263 129V128H262ZM65 130V131H64ZM98 130V129H97ZM232 130V129H231ZM229 130V132L231 131ZM234 130V129H233ZM244 130H246L244 128ZM261 130V128L259 129V131ZM81 131V130H80ZM84 131V130H83ZM87 131V130H86ZM95 131V130H94ZM212 131V132H213ZM236 131V130H235ZM247 131V130H246ZM250 131V130H249ZM73 132V131H71ZM79 132V130H78ZM89 132V131H88ZM88 132H85L88 134ZM93 132V131H92ZM98 132H100L98 130ZM226 132V131H225ZM241 132L244 133V131L241 130ZM241 132H238L241 134ZM253 131L251 130L249 133H252ZM263 132V131H262ZM54 133V132H53ZM81 134V132H79ZM91 133V131H90ZM90 136L91 137V135ZM101 133V132H100ZM232 133V132H231ZM229 133V134H231ZM236 133V132H235ZM242 133V134H243ZM246 133V132H245ZM244 133V134H245ZM254 133V132H253ZM257 133H258V128H257ZM264 133V132H263ZM69 134L71 135V139L69 138ZM104 134V135H106ZM210 134H211V131H210ZM221 134V133H220ZM238 134V135H240ZM241 134V136H242ZM255 134V133H254ZM254 134H250V135H254ZM50 135V134H49ZM47 135V136H49ZM84 135V134H83ZM232 135V134H231ZM236 135V134H235ZM43 136V135H42ZM46 136V135H45ZM53 136V137H55ZM68 136V137H67ZM240 136V137H241ZM256 136H258L256 134ZM264 136V135H263ZM50 137V136H49ZM47 137V138H49ZM52 137V136H51ZM81 137V138H80ZM86 138H88L87 136H85ZM238 137V136H237ZM245 137V136H244ZM250 137V136H249ZM248 137V138H249ZM83 138V139H82ZM224 138V137H223ZM239 138V137H238ZM237 138V139H238ZM247 138V141H249ZM252 138V137H251ZM250 138V139H251ZM254 138L256 139V137L254 136ZM254 138L251 139L254 140ZM40 139V138H39ZM44 139V138H43ZM43 139H41L43 141ZM70 139V141H69ZM99 139V138H98ZM97 139V140H98ZM209 139V141H208ZM232 139V138H231ZM261 141H262V138H260ZM264 139V137H263ZM36 140V139H35ZM89 140H91L89 138ZM235 140V139H233ZM239 141H241L240 139H238ZM37 141V140H36ZM53 141V142H54ZM85 141V140H84ZM228 141V140H227ZM256 141V140H254ZM39 142V141H38ZM37 142V143H38ZM44 142V141H43ZM51 142V143H53ZM91 142H94V137L92 138V141ZM243 142V141H241ZM239 142V143H241ZM257 142V141H256ZM255 142V143H256ZM260 142V141H259ZM264 142V141H263ZM45 143V142H44ZM99 143V142H98ZM254 143V142H253ZM253 143L251 144L253 146ZM47 144V143H46ZM158 144V145H157ZM226 144V143H225ZM53 145V144H52ZM55 145V144H54ZM89 145L92 147V148H89ZM161 146V145H165L166 146H169L168 148H170L171 152H173V155H180L181 158L183 157L185 160H183L181 163L183 165V167L181 166H177V161H176V164L174 163L175 161H170V159H167V158H173L174 156L172 155L171 156H168L166 157V152L165 154H163L164 150L163 151H159L157 148V146ZM236 145V144H235ZM240 145V144H238ZM246 145V144H245ZM258 145V144H257ZM262 145V144H261ZM264 145V144H263ZM48 146V145H46ZM103 146V145H102ZM163 146L161 148H163ZM221 146V145H220ZM220 146H219V149H220ZM232 146V145H231ZM234 146V145H233ZM237 146V145H236ZM247 146V145H246ZM50 147V146H49ZM157 147V148H156ZM164 147V148H165ZM245 146L243 145V148ZM259 147L261 148V146H258V149ZM44 148V147H43ZM46 148V147H45ZM59 148V150L61 149ZM89 148V149H88ZM98 151H96L95 150ZM183 149L184 151H180L179 149ZM217 148V147H216ZM225 148V146H224ZM223 148V149H224ZM240 148V147H239ZM246 148V147H245ZM244 148V149H245ZM250 148V147H248ZM255 148V147H254ZM254 148H251V152L252 149ZM264 148V147H263ZM39 149V148H38ZM222 149V148H221ZM229 149V148H228ZM237 149H238V146H237ZM242 149V148H241ZM239 149V150H241ZM243 149V150H244ZM257 149V147L255 148V150ZM45 150V149H44ZM62 150V149H61ZM60 150V152H61ZM162 150V149H161ZM233 150V149H232ZM248 150V149H247ZM262 150V149H261ZM264 150V149H263ZM56 151V150H55ZM54 151V152H55ZM65 151V150H64ZM89 151H92L93 155L95 157V154L94 152H97V155L99 154L100 158L99 159H96V160H92V162L95 163H90L89 162V153L91 154V152ZM94 151V152H93ZM167 152L169 151L166 150ZM223 151V150H221ZM231 151V150H230ZM246 151V150H245ZM163 152V153H162ZM233 152V151H232ZM250 152V151H248ZM250 152V153H251ZM35 153V152H34ZM59 153V152H58ZM170 153V151H169ZM221 153V152H220ZM219 153V154H220ZM223 153V152H222ZM230 153V152H229ZM241 154H243V152H240ZM254 153V152H253ZM264 154V152H262ZM37 154V153H36ZM54 154V153H53ZM52 154V155H53ZM171 154V153H170ZM225 154V153H224ZM234 154V153H233ZM241 154H239L241 156ZM39 155V154H37ZM56 155V154H55ZM54 155V156H55ZM63 155H67V154H63ZM62 155V156H63ZM178 155V156H179ZM229 155V154H228ZM245 155V153H244ZM252 155V154H251ZM255 157H256V154H254ZM262 154H260L261 156ZM46 156V154H45ZM48 156V154H47ZM50 156V154H49ZM58 156V155H56ZM68 156V155H67ZM176 156V157H178ZM179 156V158H180ZM243 156V155H242ZM264 156V155H262ZM261 156V157H262ZM65 157V156H64ZM227 157V156H226ZM232 157V156H231ZM239 157V156H238ZM246 157V156H245ZM259 157V156H258ZM44 158V157H42ZM67 158V157H66ZM234 158H236L234 156ZM241 158H244V157H241ZM50 159V158H49ZM56 159V158H55ZM61 159V158H60ZM200 159V158H199ZM225 158H223L222 160H224ZM236 159H239V158H236ZM246 159V158H244ZM256 159V158H255ZM46 160V159H45ZM57 160V159H56ZM59 160V158H58ZM67 160V159H65ZM65 160H63L62 162V159H61V162L64 163ZM174 160V159H173ZM180 160V159H179ZM232 160V159H231ZM262 160V159H261ZM55 161V160H54ZM90 161H91V158H90ZM96 161L97 164H96ZM210 161V160H209ZM239 161V160H238ZM246 161V160H245ZM253 161V160H252ZM50 162V161H49ZM88 162L90 163L91 166V170L90 169V166L88 164ZM102 162L103 165H104V168L106 167L105 165V162L109 164L110 166V169H108L106 167V172H110L112 175H116L115 172H118L119 171H122L120 173V176L123 178L122 180L124 181L125 183V179L124 177L129 181V182H126L127 185L128 183H130V187H126V188H123L124 185L121 187V184L120 186L117 185V182H121V180H117L118 178H120V176H118V178L116 177V179H114L115 176H112L113 180L116 181V184L114 185V187L116 186V190H117V193H118V197H119V200L117 201V203L115 204V207L113 210L111 208V210L109 209L110 206H109V200H108V205H106L107 201H104L103 205L105 207H103V210L106 209V207H108V211H111V212H103L102 208L99 206V203L101 204V202L104 200V198L106 197L105 195H109L107 192L106 189H108V187L105 189L106 187V183L104 180L102 179H105L107 177H102L104 176L103 173L105 172H102L101 168H102ZM173 162V163H172ZM203 161H201L202 163ZM211 162V161H210ZM255 162V161H254ZM260 162V161H259ZM264 162V161H263ZM235 163V162H234ZM249 163V162H248ZM247 163V164H248ZM35 164V163H34ZM55 164V163H54ZM53 164V165H54ZM67 164V163H66ZM88 165L89 167L85 168V170H89L92 171L91 173H95V176L92 177L90 176L88 173L90 172H86L83 173V171H81V167L83 165ZM95 164L98 166L99 164L101 165V168H100V165H99V168H100V172L99 171V168L98 167H95L99 173L97 174V170H95V168L93 166H95ZM203 164V163H202ZM253 164V162H252ZM61 165V164H60ZM86 165V166H87ZM180 165V164H179ZM241 165V164H240ZM250 165V164H249ZM256 165V164H255ZM36 166V165H35ZM52 166V165H51ZM56 166V165H55ZM54 167H51V168H55ZM108 166V167H109ZM203 166V165H202ZM201 166V167H202ZM205 166V165H204ZM208 167V166H207ZM213 167V166H212ZM216 167V165L214 166ZM262 167V166H261ZM32 168V167H31ZM36 168V167H35ZM47 168V167H46ZM51 168L49 170H51ZM55 168V170L57 169ZM259 168V167H258ZM83 169V168H82ZM202 169V168H201ZM206 169V168H205ZM215 169V168H214ZM217 169V168H216ZM215 169V170H216ZM260 169H263V168H260ZM259 169V170H260ZM26 170V169H25ZM24 170V171H25ZM49 170H48V173H49ZM53 170V169H52ZM51 170V171H52ZM54 170V171H55ZM63 170V168H62ZM95 170V171H94ZM208 171V169H206ZM211 170V169H210ZM213 170V169H212ZM222 170V169H221ZM227 170V169H226ZM243 170V169H242ZM46 171V170H45ZM94 171V172H93ZM105 171V170H103ZM189 171V174H187ZM202 171V170H201ZM205 171V170H204ZM220 171V170H219ZM262 171V170H261ZM260 171V172H261ZM27 172V171H26ZM24 172V173H26ZM43 172V171H42ZM218 172V171H217ZM216 172V173H217ZM249 172V171H248ZM258 172V171H257ZM31 173V171H30ZM46 173V172H45ZM87 173V174H86ZM90 173V174H91ZM117 173V175H118ZM201 173V172H200ZM198 173V174H200ZM207 173V172H206ZM208 173H211L210 171ZM219 173V172H218ZM227 173V172H226ZM251 173V172H250ZM263 173V172H262ZM28 174V173H26ZM44 174V173H43ZM56 174V173H55ZM57 174V175H59ZM102 174V176L100 175ZM109 174V173H107ZM197 174V176H198ZM202 174L204 173H201V176ZM224 174V172H223ZM238 174V173H237ZM45 175V174H44ZM48 175V174H47ZM54 175V174H53ZM116 175V176H117ZM211 175V174H210ZM213 175V174H212ZM216 175V174H215ZM43 176V175H42ZM99 176L98 178H95ZM110 176V175H108ZM206 176V174H205ZM226 176V175H225ZM246 176V175H245ZM15 177V176H14ZM188 177H186L187 179H189ZM192 177H193V174H192ZM191 177V179H192ZM200 176H198L197 180H201L199 179ZM218 177V176H217ZM229 177V176H228ZM227 177V178H228ZM252 177V176H251ZM25 178V177H24ZM43 178V177H42ZM49 178V177H48ZM47 178V179H48ZM196 178V177H194ZM193 178V179H194ZM202 178V177H201ZM209 178H211L209 176ZM215 178V177H214ZM230 178V177H229ZM15 179V178H14ZM26 179H27V176H26ZM44 179V178H43ZM54 179H56L54 177ZM186 179L187 181V184L189 183V181ZM190 179V180H191ZM225 179V178H224ZM18 180V179H17ZM53 180V178H52ZM57 180V179H56ZM100 180V181H98ZM126 180V181H127ZM209 180V179H208ZM211 180H214L211 178ZM227 180V179H226ZM47 181V180H46ZM45 181V182H46ZM51 181V180H50ZM62 181H64V183H62ZM108 181L110 182V179H108ZM107 181V182H108ZM112 181V180H111ZM180 181V180H179ZM210 181V180H209ZM218 182V180H215V182ZM221 181H224L221 179ZM220 181V182H221ZM242 181V180H241ZM251 181V180H250ZM24 182V181H23ZM38 182V181H37ZM48 182V181H47ZM52 182V181H51ZM62 184H61V183ZM102 182V183H101ZM164 182V181H163ZM196 182V181H195ZM202 182L205 183V181H203L202 179ZM213 182V181H212ZM225 182V181H224ZM234 182V181H233ZM261 182V181H260ZM30 183V182H29ZM40 183V182H39ZM162 183V182H161ZM168 183V182H167ZM170 183H173V182H170ZM176 183V182H175ZM180 183V182H179ZM178 183V184H179ZM197 183V182H196ZM207 183V182H206ZM209 183V182H208ZM231 183V182H230ZM237 183V181H236ZM243 183V182H242ZM35 184V183H34ZM64 184V185H63ZM119 184V183H118ZM223 184V183H222ZM228 184V183H227ZM260 183H258L259 185ZM48 185V187H47ZM176 185V184H175ZM196 185V184H195ZM236 185V184H235ZM248 185V184H247ZM254 185V183H253ZM262 185V184H261ZM29 186V185H28ZM108 186V185H107ZM110 186H112L110 184ZM174 186V185H173ZM199 186V185H198ZM213 186H215V184H213ZM226 186V185H225ZM231 186V185H230ZM234 186V185H233ZM257 186L254 185V187ZM260 186V185H259ZM264 186V185H263ZM113 187V186H112ZM191 187V186H190ZM200 187V186H199ZM199 187H196V189L194 187V191L197 190V188ZM211 187V186H210ZM222 187V186H221ZM238 187V186H237ZM33 188V187H32ZM35 188H36V185H35ZM70 188V190H69ZM123 190H122V189ZM178 188V187H177ZM182 188V187H181ZM24 189V188H23ZM72 189V191H71ZM111 189V188H110ZM114 189V188H113ZM185 189V187H184ZM203 189V187L201 188ZM213 189V188H212ZM216 189V188H215ZM214 189V190H215ZM220 189V188H219ZM228 189V188H226ZM239 189V188H238ZM243 189V188H241ZM74 190H76L78 192V195L80 197V203H82V205H77L75 204L76 203V200L77 199V195L75 196L74 194ZM107 192H106V191ZM147 190H150L149 189V186L147 188ZM178 190V189H177ZM189 190V189H188ZM204 190V189H203ZM218 190V189H217ZM251 190V189H250ZM253 190V189H252ZM46 191V192H45ZM75 191V193H76ZM114 191V190H113ZM111 191V195H114L115 191L113 192ZM193 191V192H194ZM199 191V190H197ZM220 191V190H219ZM218 191V192H219ZM244 191V190H243ZM106 192V194H104ZM143 192V191H142ZM189 192V191H188ZM191 192V191H190ZM192 192V193H193ZM196 192V191H195ZM194 192V193H195ZM229 192V191H228ZM234 192L238 193V191H235ZM232 191V193H234ZM241 192V191H240ZM246 192H248V190H246ZM244 191V193H246ZM251 192V191H250ZM249 192V193H250ZM191 193V194H192ZM193 193V194H194ZM197 193V192H196ZM200 193V192H198ZM224 193H227L226 191ZM236 193V194H237ZM262 193V192H261ZM77 194V193H76ZM116 194V193H115ZM183 194V193H182ZM202 194V193H201ZM218 194V193H217ZM222 194V193H221ZM241 194V193H240ZM248 194V193H247ZM21 195V194H20ZM26 195V194H25ZM60 195V196H59ZM64 197H63V196ZM110 195V197H111ZM149 195V194H148ZM169 195V194H168ZM200 195V194H199ZM207 195H208V192H207ZM205 195V196H207ZM210 195V193H209ZM239 195V194H237ZM258 195V194H257ZM16 196V195H15ZM18 196V195H17ZM104 196V197H103ZM115 196V195H114ZM113 196V197H114ZM165 196V195H164ZM176 196V195H175ZM198 196V195H197ZM212 196V195H211ZM223 196V194H222ZM234 196V195H233ZM236 196V195H235ZM243 196V194H242ZM241 196V197H242ZM58 197V198H57ZM59 197H62L64 198V201L60 200ZM75 197V198H74ZM109 197V196H108ZM113 197H111L112 201H113ZM181 197V196H180ZM215 197V196H214ZM225 197V196H224ZM237 197V196H236ZM16 198V197H15ZM116 198V196H115ZM189 198V197H188ZM210 198V201L211 199H214L213 197H209ZM223 198V197H222ZM233 200H235L236 198L235 197H232ZM235 198V199H234ZM239 198V197H237ZM102 199V200H101ZM109 199V198H108ZM171 199V198H170ZM192 199V197H191ZM207 199V198H206ZM219 199V198H218ZM226 199V198H225ZM246 199V198H245ZM264 199V197H263ZM107 200V199H106ZM205 200V199H204ZM224 200V198H223ZM249 200V198H248ZM257 200V199H256ZM189 201V200H188ZM208 201V200H207ZM232 201V200H231ZM240 201V200H238ZM242 201L243 198H242ZM11 202V201H10ZM21 202V201H20ZM213 202V200H212ZM210 203V204H203V205H199V203H196L194 204L193 206V209H195L196 211H205V215L207 214H211L213 211V208H214V202L213 203ZM225 202V201H224ZM236 202V200H235ZM16 203H17V200H16ZM78 203V202H77ZM112 203V202H111ZM157 203V202H156ZM206 203V202H205ZM226 203V202H225ZM231 203V202H230ZM234 203V202H233ZM237 204L239 202H236ZM250 203V202H249ZM22 204V203H21ZM113 204V203H112ZM112 204H111V207H112ZM154 204V203H153ZM235 204V203H234ZM18 205V204H17ZM16 205V206H17ZM29 205V204H28ZM76 206L78 207V209L76 210L77 207H75V210L78 211L76 213H73V210L74 207L72 208V206ZM102 205V206H103ZM239 205V204H238ZM33 206V205H32ZM100 208H99V207ZM221 206V205H220ZM12 207V206H11ZM10 207V208H11ZM20 207V205L18 206ZM31 207V206H30ZM29 207V209H30ZM45 207H47L49 209V211L51 210L53 213H49V214H44L43 212L41 211H45L43 210ZM152 207V206H151ZM21 208V207H20ZM19 208V209H20ZM32 208V209H33ZM46 208V209H47ZM59 208V207H58ZM224 208V206H223ZM31 210L30 211H35V210ZM15 210V209H14ZM21 210V209H20ZM59 210L57 209V211L59 212ZM113 210V211H112ZM149 210V209H148ZM185 210V209H184ZM207 210H210L209 212H206ZM13 212V210H11ZM29 211V210H28ZM105 211V210H104ZM153 211V210H152ZM236 211V210H235ZM10 212V211H9ZM27 212V211H26ZM15 213V212H14ZM194 213V212H193ZM193 213L191 215H193ZM198 213V212H197ZM13 214V213H12ZM11 215V214H10ZM25 215H29L28 214H25ZM24 215V216H25ZM203 215V214H202ZM262 215V214H261ZM198 216H199V213H198ZM6 218H8L7 216H5ZM193 217V216H191ZM252 217V216H251ZM261 217V216H260ZM11 218L12 215H11ZM15 218H19L18 216L15 217ZM24 218H27V217H24ZM167 218V217H166ZM248 218V217H247ZM259 218V217H257ZM21 218H19L20 220ZM207 219V218H206ZM250 219V218H249ZM253 219V218H252ZM4 220V219H3ZM232 220V219H231ZM10 221V219H9ZM8 221V223H9ZM16 221V220H15ZM14 221V222H15ZM254 219L251 221L253 222ZM258 221V219H257ZM6 222V221H5ZM238 222V221H237ZM220 223V222H219ZM231 223V222H230ZM241 223V221H240ZM244 223V222H243ZM7 224V223H6ZM5 224V225H6ZM11 224H14V223H11ZM22 224V223H21ZM20 224V225H21ZM173 224V223H172ZM214 224V223H213ZM253 224H256V223H253ZM4 225V226H5ZM8 225V224H7ZM10 225V224H9ZM19 225V226H20ZM25 225V223H24ZM23 225V226H24ZM165 225V226H164ZM206 225V224H205ZM224 225V224H223ZM244 225V224H243ZM257 225V224H256ZM18 226V225H17ZM229 226V225H228ZM246 226V225H245ZM254 226V225H252ZM15 227V226H14ZM172 227V226H171ZM255 227V226H254ZM16 228V227H15ZM21 228L22 230V227H19ZM25 228L27 229V227L25 226ZM205 228V227H204ZM213 228V227H212ZM218 228V227H217ZM224 228V227H223ZM243 228V227H242ZM18 229V228H17ZM26 229H25V232H26ZM219 229V228H218ZM247 229V228H246ZM255 229V228H254ZM253 229V230H254ZM8 230V229H7ZM15 230V229H14ZM177 230V229H176ZM194 230V229H193ZM212 230V229H211ZM232 230V229H231ZM235 230V229H234ZM252 230V231H253ZM12 231V230H11ZM20 231V230H19ZM17 230V232H19ZM31 231V230H30ZM188 231V230H187ZM195 231V230H194ZM246 231V230H245ZM244 231V232H245ZM251 231V232H252ZM32 232V231H31ZM36 232V231H34ZM227 232V231H226ZM234 232V231H232ZM249 232V231H248ZM256 234H259L257 237H258V241H261L263 242L264 240V216L262 219H260L259 223H258V226L255 230ZM231 233V232H230ZM254 233V232H253ZM14 234H15V231H14ZM18 234V233H16ZM19 234H22V233H19ZM18 234V235H19ZM30 234V233H29ZM39 232L37 234H34V235H37L38 236ZM177 234V233H176ZM229 234V233H228ZM238 234V233H237ZM255 234V233H254ZM17 235V236H18ZM25 235H27L25 233ZM33 235V236H34ZM179 235V234H178ZM183 235H185L183 233ZM202 235V233H201ZM215 235V234H214ZM213 235V236H214ZM224 235V234H223ZM244 236L246 235L245 233L243 234ZM249 235V233L247 234V236ZM251 235V233H250ZM20 236V235H19ZM22 236V235H21ZM28 236V235H27ZM181 236V235H180ZM190 236V235H189ZM198 236V235H197ZM229 236V235H228ZM233 236V234H232ZM252 236V235H251ZM254 237H256L255 235H253ZM252 236V238H254ZM15 237V236H14ZM23 237V236H22ZM153 237V235H152ZM165 239L166 241L167 240H170V237L169 239ZM200 237V236H199ZM227 238V236H225ZM238 237V236H236ZM235 236L233 238H236ZM240 237V236H239ZM12 239V237H10ZM23 238H26V236H24ZM22 238V239H23ZM28 238V237H27ZM38 238V239H37ZM156 238V237H154ZM190 238V237H189ZM205 238V237H204ZM220 238V237H219ZM224 238V237H223ZM242 238H246V237H242ZM248 238L252 239L251 237L248 236ZM9 239V237H8ZM150 239V240H149ZM157 239H159L157 237ZM203 239V238H202ZM207 239V238H205ZM228 239V238H227ZM229 239H231L229 237ZM237 239V238H236ZM240 239V238H239ZM249 239V240H250ZM255 239V238H254ZM173 240V239H172ZM178 240V239H176ZM190 240V239H188ZM204 240V239H203ZM10 241V240H9ZM12 241V240H11ZM21 241V240H20ZM27 241V239H26ZM153 241V240H152ZM157 241V240H156ZM161 241V240H160ZM171 241V240H170ZM174 241V240H173ZM221 241V240H220ZM232 241V240H231ZM235 241V239L233 240ZM232 241V242H233ZM238 241V240H237ZM236 241V242H237ZM254 241V240H253ZM256 241V240H255ZM24 242V240H23ZM31 242V241H29ZM176 242V241H175ZM174 242V243H175ZM207 242V241H206ZM247 241L245 240L244 243H246ZM9 243V242H8ZM32 243V242H31ZM154 243V242H153ZM169 243V241H168ZM177 243V242H176ZM241 243V241H240ZM256 244V242H254ZM253 243V245H254ZM260 243V242H259ZM258 243V247H257V244H256V247L258 248L257 250L255 248H253V250L255 249L257 251V253H260L258 250L261 251V255L263 254L262 251L264 250H261V245ZM23 244V245H22ZM27 244V243H26ZM30 244V243H29ZM28 244V245H29ZM149 244H150V248H149ZM159 244V243H158ZM165 244V243H164ZM170 244V243H169ZM173 244V243H172ZM180 243L176 244V245H179ZM185 244V243H184ZM188 244V243H187ZM186 244V245H187ZM191 244V243H190ZM243 244V242L241 243ZM250 244V243H249ZM264 244V242H263ZM27 245V246H28ZM154 245V244H153ZM171 245V244H170ZM174 245V244H173ZM236 245V244H235ZM238 245L240 244H237V250H240L238 249ZM244 245V244H243ZM22 246V248H21ZM166 246V245H165ZM172 246V245H171ZM197 246V245H196ZM263 246V245H262ZM6 247V246H5ZM157 247V245H156ZM162 247V244L161 246ZM174 247V246H173ZM177 247V246H176ZM175 247V248H176ZM184 247V245H183ZM188 247V246H187ZM199 247V246H198ZM204 247V246H203ZM202 247V248H203ZM213 247V246H212ZM227 247V246H225ZM243 247V246H241ZM240 247V248H241ZM248 247V246H247ZM253 247V246H251ZM7 248V247H6ZM6 248H4L6 250ZM155 248V247H154ZM167 248V247H166ZM250 248V246H249ZM261 248V249H259ZM27 249V247H26ZM159 249V248H158ZM173 249V248H172ZM177 249V248H176ZM179 249V248H178ZM183 249V248H182ZM185 249V248H184ZM216 249V248H215ZM236 249V248H235ZM234 249V250H235ZM246 249V248H245ZM248 249V248H247ZM252 249V248H250ZM248 249V250H250ZM25 250V249H24ZM40 250H37V251H40ZM160 250V249H159ZM157 250V251H159ZM168 250H171V249H168ZM187 250V249H186ZM198 250V248H197ZM196 250V251H197ZM208 250H210L208 248ZM222 250V249H221ZM233 250V249H231ZM230 250V251H231ZM235 250V251H237ZM252 250V251H253ZM9 251V250H7ZM20 251V252H19ZM156 251V252H157ZM163 251V250H162ZM174 251V249H173ZM172 251V252H173ZM193 251V250H192ZM235 251H233V254H235V256H237ZM10 252V251H9ZM8 252V253H9ZM23 252V250H22ZM168 252L170 253V251H167V253H165V257H166V254H168ZM182 252V250H181ZM195 252V251H194ZM199 252V251H198ZM235 252V253H234ZM238 252V251H237ZM243 252V251H241ZM248 252V251H247ZM255 253V251H253ZM252 252V253H253ZM175 253V252H174ZM177 253H178V250H177ZM191 253V256L192 255V252L190 251ZM202 253V252H201ZM206 253V252H205ZM230 253V252H229ZM228 253V254H229ZM246 252L244 251L243 252V255L245 254ZM20 254V255H19ZM159 254V253H158ZM157 254V257H159ZM171 254V253H170ZM186 254V253H185ZM188 254V253H187ZM196 254V253H195ZM198 254V253H197ZM196 254V255H197ZM227 254V253H226ZM224 254V255H226ZM260 254H256L258 257ZM7 255V254H6ZM26 263H24L23 261V256ZM155 255V254H154ZM173 255V254H172ZM175 255V254H174ZM177 255V254H176ZM199 255V254H198ZM197 255V256H198ZM202 255V254H201ZM217 255V254H216ZM239 255H242V254H239ZM238 255V256H239ZM254 255V254H252ZM260 255V256H261ZM168 256V255H167ZM190 256V255H189ZM203 256V255H202ZM205 256V255H204ZM228 256V255H227ZM231 256V255H230ZM237 256V257H238ZM256 256V257H257ZM4 257V256H3ZM22 258L19 259V258ZM173 257V256H172ZM170 257V258H172ZM179 257V255H178ZM183 257V256H182ZM199 257V256H198ZM210 257V256H209ZM221 257V256H220ZM226 257V256H225ZM236 257V259H237ZM243 257V256H242ZM245 257V256H244ZM257 257V260H259ZM13 258V259H14ZM32 260H30V259ZM47 258V259H46ZM169 258V260H170ZM188 258V257H187ZM207 258V257H206ZM223 258V257H222ZM239 256L238 257V260L240 261L241 259V262H243V258H241ZM247 258V257H246ZM245 258L246 261H248L247 259ZM255 258V257H254ZM263 258L262 259V263L264 264V257H261ZM195 258H193L194 260ZM198 259V258H197ZM200 259V258H199ZM204 259V258H203ZM202 259V260H203ZM221 259V258H220ZM233 259L234 256H233ZM235 259V260H236ZM21 260V262L19 261ZM28 260V263L27 261ZM163 260V261H162ZM184 260V258H183ZM187 260V259H185ZM191 260V258H190ZM196 260V259H195ZM222 260V259H221ZM228 260V259H227ZM238 260H236L238 262V264H240L241 262H239ZM261 260V259H260ZM171 261V260H170ZM173 261V259H172ZM171 261V262H172ZM179 261V260H178ZM211 260H209L210 262ZM213 261V260H212ZM231 261V260H230ZM233 261V260H232ZM235 261V262H236ZM244 261V262H246ZM255 261V259H254ZM253 261V262H254ZM54 262V261H53ZM177 262V261H176ZM182 262V261H181ZM185 262V261H183ZM194 262V261H193ZM198 262V261H197ZM196 261L194 263H197ZM204 262V261H203ZM207 262V261H206ZM243 262V263H244ZM258 261V263H261ZM2 263V262H1ZM188 263V262H187ZM221 263V262H220ZM231 263V262H230ZM241 263V264H243ZM250 263V262H249ZM252 263V262H251ZM257 263V264H258ZM10 264V263H9ZM166 264V262H165ZM169 264H171L169 262ZM173 264V262H172ZM179 264V263H178ZM189 264V263H188ZM213 264V263H212ZM235 264V263H234ZM248 264V263H247ZM253 264V263H252ZM255 264V262H254Z\"/></svg>", "mask_w": 264, "mask_h": 264}]
</instances>
